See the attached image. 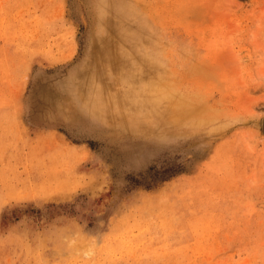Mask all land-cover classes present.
<instances>
[{
  "label": "rangeland",
  "instance_id": "374dc122",
  "mask_svg": "<svg viewBox=\"0 0 264 264\" xmlns=\"http://www.w3.org/2000/svg\"><path fill=\"white\" fill-rule=\"evenodd\" d=\"M112 1L0 0V264H264V0Z\"/></svg>",
  "mask_w": 264,
  "mask_h": 264
},
{
  "label": "bare ground",
  "instance_id": "6f19581e",
  "mask_svg": "<svg viewBox=\"0 0 264 264\" xmlns=\"http://www.w3.org/2000/svg\"><path fill=\"white\" fill-rule=\"evenodd\" d=\"M116 4H117V1L114 0L112 1L110 5L108 3V8ZM105 15L106 17L104 18V20L108 24V25L106 24L107 29L110 32V34L113 33L115 37L114 35L111 34L112 36H106L105 38H103V40L116 42L118 37H121V35L118 34L119 33L118 31L120 27H122V24L121 22L115 21L113 17L119 14L117 15L105 14ZM109 19H111V21ZM116 50L114 49V52H112L110 56L108 57V62L113 65V68H119L120 65L122 64V61L119 58L120 56L118 55L119 53ZM159 82L160 80L154 77L152 79H149L145 84H143L141 87L135 90H129L127 92L110 94L108 95V97H105L104 95H102V93L99 90L95 92L94 97L93 96L90 97L88 94L85 93L87 97L86 96L83 97L81 101H85V103L89 102L90 103L89 106H91V108H98L97 106L107 105L108 108H112L114 110L115 114L121 115L123 113L122 115L123 119L126 117V114L131 113L133 111H140L142 113H146L147 111L162 112L164 110L169 113L174 112V114L181 112V110H183L182 108L183 103H180V102L177 103L175 101H172L171 97L173 99L174 97L171 95H170L171 97L170 96L168 97L166 93L163 91L164 90L163 86H161L162 83L160 84ZM186 107H188V105Z\"/></svg>",
  "mask_w": 264,
  "mask_h": 264
}]
</instances>
